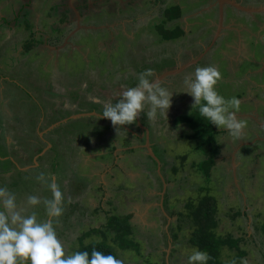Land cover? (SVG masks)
Masks as SVG:
<instances>
[{
	"label": "rangeland",
	"instance_id": "obj_1",
	"mask_svg": "<svg viewBox=\"0 0 264 264\" xmlns=\"http://www.w3.org/2000/svg\"><path fill=\"white\" fill-rule=\"evenodd\" d=\"M123 1L113 5L110 13L86 17L83 30L79 28L67 43L77 36L79 46L93 47L81 53L73 51L71 57L59 59L57 64L46 65L41 59L55 56L47 52V58L46 51L37 45L8 66L10 47L0 48V64H7L0 71L4 75L0 76V138H8L0 141V186L15 193L23 214L36 211L37 219L43 221L48 219L43 206L28 208L25 198H51L47 182L42 184L36 179L44 173L46 180L58 184L64 197L63 214L53 219V225L66 254L77 251L80 243H105L113 248L121 264H187V254L195 248L189 243L193 226L188 207H196L202 196H211L215 200L216 237L238 239L237 247L245 253L236 264H264L257 229L264 216V13L248 15L228 8L220 35L208 53L196 65L161 82L174 93L167 120L159 119L153 125L145 112L140 113L139 122L147 129L150 150L159 164L157 171V163L146 155L145 139L135 137L124 126L123 131L116 132L110 120L100 117V103H115L127 87L137 83L138 74L145 69H152L153 79L200 54L211 41L216 15L207 3L197 0ZM235 1L250 6L247 0ZM43 4L41 23L46 26L56 7L48 1ZM173 4L183 11L182 16L165 23L164 11ZM115 18L116 24L134 32L131 43L120 29H115L113 35L111 28L101 26ZM53 21L59 22L57 18ZM176 26L185 34L174 39L178 36L173 30ZM162 28L169 30V40L162 39ZM135 31H141V36ZM101 40L103 46L99 47ZM66 49L70 46L65 45ZM208 65L221 73L219 94L236 97L239 109L249 112L241 116L238 111V118L249 123L245 122L243 140L238 142L214 126L222 132L214 136L220 144L219 154L205 182L200 173L204 154L197 141L188 137L189 128L175 125L173 120L178 115L195 113L192 98L182 93L183 80L192 76L195 68ZM72 110L77 113L74 116L83 111L95 116L69 120L47 135L38 130L43 137L30 129L43 117L40 129L44 131L51 121L70 115ZM14 117H20L18 124ZM125 127L138 135L136 122ZM43 140L52 149L48 145L41 149ZM113 218L121 227L116 223L115 229L108 227V220ZM120 242L128 246L132 242L137 252L131 248L121 250ZM236 255V249L223 245L218 257L228 263Z\"/></svg>",
	"mask_w": 264,
	"mask_h": 264
},
{
	"label": "clouds",
	"instance_id": "obj_2",
	"mask_svg": "<svg viewBox=\"0 0 264 264\" xmlns=\"http://www.w3.org/2000/svg\"><path fill=\"white\" fill-rule=\"evenodd\" d=\"M151 77L152 69H145L138 74L137 83L121 93L120 99L104 103L100 115L110 120L116 132L123 131L121 126L134 124L141 112H145L153 125L159 119L167 120L174 93ZM220 79L221 73L215 66L197 67L192 76L183 80L182 93L192 98V110L196 109L204 121L225 131L231 141H242L246 124L237 115L240 101L234 96L225 98L219 94ZM36 179L42 184L47 182L51 198L27 195L25 204L31 209L43 206L48 218L43 221L37 219L36 211L23 214L15 193L0 186V264H121L115 256L95 248L90 255L87 251L66 254L53 225V219L61 217L64 211L62 191L55 181L46 180L44 173ZM186 259L187 264H206L209 257L206 252L193 248Z\"/></svg>",
	"mask_w": 264,
	"mask_h": 264
},
{
	"label": "crops",
	"instance_id": "obj_3",
	"mask_svg": "<svg viewBox=\"0 0 264 264\" xmlns=\"http://www.w3.org/2000/svg\"><path fill=\"white\" fill-rule=\"evenodd\" d=\"M44 1H48V3H52V5L56 7L53 10H51L50 16L47 20V22L48 21L49 22L46 24V26H44L43 23H41V18L45 14L42 12L43 8H44L43 7ZM180 1H182V0H180ZM124 2L125 1H123V0H86V1L85 0H0V48L3 45H5L6 48L10 47V54L8 56V62H7L8 66L13 64L18 58L21 57V55H26L27 53H29V50L26 52L24 51V48H23L24 45L23 46L20 45L21 43L26 42L27 38H28V40H29V38H31L35 43V44H33L32 48H30V49H35L38 45L44 49L43 50L44 52L46 51L45 53H46L47 58H49V55H50L47 52H50L51 55L55 56V58H53V59L49 58V59H47V61H45L44 59H41L45 62L46 65H49V64L52 65V62L54 64H57L59 59L65 60L66 58L71 57V56H69V54L71 55L73 53L72 52L73 49H76V51H79V53H81L82 49H84V48L89 49V48L93 47L92 45L85 46V47L79 46L77 36L73 38L74 39L73 42L72 41H70L69 43H67V42L70 40L71 36L77 35V33H78L77 31L82 29V27L84 26L83 22H87V21H84L86 17L92 18V17H94V15H98L100 13L102 14L103 12H107V11H108V13H110V12H112V9L114 8V7L111 8L113 5L117 4L119 6ZM197 2L198 3H207L208 4L207 6L209 8H212L211 5L213 4V0H205V1L197 0ZM247 3H248V5L250 4V6H256L255 4H257V3L258 4H264V0H247ZM173 5H175V4H173ZM197 6H198V4H197ZM122 7H124V6H122ZM128 7H131V6L128 5ZM206 10H208V8H206ZM206 10L203 9V11H206ZM119 11H123V8H119ZM67 13H69V14H67ZM208 13L211 16V12H208ZM61 14H62V16H60ZM113 15L116 16V12ZM56 18L58 19L59 22L53 21V19L56 20ZM107 24L108 25H102L101 24V26H106V28H111L112 31H114V33H115V29H120V31L125 36L126 35L130 36V34H131V33L127 32L122 27L121 24H118V23L116 24V18L114 19V21L112 23L108 22ZM45 29H47V30H45ZM74 29H77V30H74ZM58 31H61V32H58ZM92 31H95V30H92ZM184 34H185V32H184ZM68 35H70V36L67 37ZM42 38H43V40H42ZM53 41H54V44L50 43ZM55 42H59V45H56L58 43H55ZM65 45L70 46V49H66L67 54H64L62 51V50H64ZM98 46L99 47L103 46L102 40L99 42ZM204 47H206V45L203 46L202 49ZM57 49H61V50H59V54L56 53ZM66 50H64V51H66ZM65 55H67V57ZM3 66L5 67V66H7V64L1 63L0 64V71L3 70V69H1ZM0 76L2 77L4 75L1 74ZM3 80L5 82H13V81L6 80L4 78H3ZM20 89L22 90V88H20ZM28 95L30 96L32 101L35 100V98H33L31 96V94H28ZM52 95L55 96L54 94H52ZM58 103H59V101H58ZM36 104H37V106H39L38 102H36ZM61 108H65V107L62 105ZM24 109L26 110L27 114H32V113L27 112L28 109L26 107H24ZM56 110H58V109H56ZM239 111L241 112L240 113L241 116L249 113V112H246L245 109H239ZM80 112H82V111H79V113ZM83 113H87V112L83 111ZM75 114H77L76 111L72 110L70 115L66 114L63 116V118H66L68 116H74ZM4 115H5V113H4ZM26 116H28V115H23V117H26ZM32 116H34V115L32 114ZM63 118L61 117L60 119H54L53 121H51V123L49 124L50 127L52 126L53 123H57V122L61 121ZM43 120L45 121V119H43V117L40 118V121L36 120V124L35 125L33 124L34 127L32 126V128H30V129H34L37 133H38V130H41V133L52 130L53 128L51 129L50 127L48 129H46V127H44L45 131H42L43 129H40L41 127H43L42 126ZM13 121H16V123L20 122V117H14ZM37 122H38V124H37ZM23 124L24 125L27 124V119H26V122H24ZM41 133H38L39 136ZM6 139H8V138L2 137V138H0V141L3 143V141H5ZM252 140H254V139H252ZM43 148H44V145L41 147V149H43ZM47 148L51 149L52 146L51 147L47 146ZM61 150H62V148H61ZM39 156L40 155L36 156L35 159L38 158ZM26 169H28V165H25L24 170H26Z\"/></svg>",
	"mask_w": 264,
	"mask_h": 264
},
{
	"label": "trees",
	"instance_id": "obj_4",
	"mask_svg": "<svg viewBox=\"0 0 264 264\" xmlns=\"http://www.w3.org/2000/svg\"><path fill=\"white\" fill-rule=\"evenodd\" d=\"M172 9L175 10V16H172ZM165 23L170 22L172 20H177L182 16L183 11L179 10V7L177 5H170V8L165 9ZM180 12V13H179ZM163 29V28H162ZM173 30L178 33V36L174 39L179 38L180 36L184 35V31L176 26ZM160 35L162 39L169 40L170 34L169 30L163 29V31L160 32ZM34 41L29 38L27 42L24 44V51L30 50L32 48ZM26 49V50H25ZM173 123L175 125L177 124H185L190 131L189 138L191 140L197 141L198 147L201 150V152L204 154L203 156V166L200 169V173L204 179L205 182L209 181V170L211 167L215 164V159L218 156L219 146L220 144L217 143V139L215 141V134H221L222 132H217L215 127L213 125H210L207 121H204L203 118H201L198 115V111L196 110L193 114H183L178 115L174 117ZM147 155V154H146ZM199 203H197V206L194 208H189L188 215L190 216V220L192 222L193 231L189 238V243L193 247H195L198 250L204 251L207 253L209 259L207 260L206 264H236L238 259L245 255L244 252L240 251L237 247L238 239L233 238H220L216 237L214 229L217 226L216 219H215V200L211 196H202L198 200ZM172 214V212H170ZM129 216L126 215V218H124V221L128 220ZM127 222V221H126ZM118 224L121 227V223H118L117 220L114 218L111 220H108V227L113 228V224ZM129 225V224H126ZM130 226V225H129ZM115 229V228H113ZM259 231V234L261 236V242L263 244L264 248V216L262 217V220L259 224V227L257 228ZM94 231V230H93ZM131 233V230H130ZM85 235V234H84ZM175 239H176V235ZM83 239V237H81ZM82 241V240H81ZM227 246L230 249H236L237 255L236 257L228 262L224 263L221 260H219V250L221 246ZM118 247L123 249H133L137 252V246L135 244L124 245L123 242L118 243ZM95 248V250L102 252L105 255L111 254L117 258V255L113 248L105 243H92L88 245H83L80 243L79 248L77 251H87L89 255L91 254V251ZM118 259V258H117Z\"/></svg>",
	"mask_w": 264,
	"mask_h": 264
},
{
	"label": "water",
	"instance_id": "obj_5",
	"mask_svg": "<svg viewBox=\"0 0 264 264\" xmlns=\"http://www.w3.org/2000/svg\"><path fill=\"white\" fill-rule=\"evenodd\" d=\"M216 5H217V22H216L215 30H214V33L212 35L210 43L202 49V52L200 54H198L197 56L192 58L190 61L176 67L173 70L165 71L162 74L157 75L154 78L155 80H158L161 83L165 78L170 77L172 75H177V74L185 71L186 69L196 65L208 53V51L210 50L212 45L217 41V39L220 35V32L223 28V8L225 6L231 8L237 12L245 13L248 15L263 14L264 13V4L258 5V6H247V5L237 3L235 0H216ZM80 116H95V113L81 114ZM80 116L79 115L78 116H71L67 119H64L62 121L55 123V125H52L50 128L52 129V128L60 125V123H66L67 121H69L73 118L75 119V118L80 117ZM100 117H102V116H100ZM138 118L139 117H137V119H136V125L142 130V132L144 134V139H145V145L143 147L146 150V154H148L149 157H151L157 163V171H158L159 164H158L157 159L154 157L153 153L150 150L149 142H148L147 129L140 124ZM104 119H106V118H104ZM125 129L128 132H131L128 128L125 127Z\"/></svg>",
	"mask_w": 264,
	"mask_h": 264
},
{
	"label": "flooded vegetation",
	"instance_id": "obj_6",
	"mask_svg": "<svg viewBox=\"0 0 264 264\" xmlns=\"http://www.w3.org/2000/svg\"><path fill=\"white\" fill-rule=\"evenodd\" d=\"M211 6H212V8H211V12H212L213 9L215 10L216 22H217V5H216V0H213V4H212ZM228 8H229V7H227V6H225V7L223 8V17H225V15H226V10H227ZM230 9H231V8H230ZM67 10H68V9H67ZM231 10H232V9H231ZM67 14H69V13H67ZM263 24H264V23H263ZM215 26H216V25H215ZM141 31H142V30H141ZM141 31H139V32H138V31H135V33L141 36V34H142ZM111 34L114 35V34H115L114 31H112ZM131 34H132L131 36H127V35H126V37L128 38V41H129L128 43H131V42H132V38H133L134 32H133V33L131 32ZM140 39H141V38H140ZM110 43H111V41H109V44H110ZM110 45H111V44H110ZM112 45H113V46H116L115 43H113ZM62 51L64 52V50H62ZM73 51H76V49H73ZM73 51H72V52H73ZM77 52H79V51H77ZM64 54H67V50L65 51ZM248 60H249V59H248ZM183 64H184V63H183ZM174 69H175V68H174ZM172 70H173V69H172ZM156 76H157V75H156ZM156 76H155V77H156ZM155 77H154V78H155ZM154 78H153V79H154ZM246 90H247V87H246ZM246 90H245V92H246ZM85 101H86V99H85ZM92 101H93V100H92ZM92 101H91V102H92ZM95 103L98 104L99 102L97 101V102H95ZM100 104H102V106L104 105L103 103H100ZM247 104H249V103H247ZM65 108H66V107H65ZM80 110L82 111V109H79V111H80ZM87 113H88V112H87ZM87 113H83V114H87ZM89 113H90V112H89ZM68 117H71V116H68ZM68 117L63 118L62 120L67 119ZM103 119H104V118H103ZM247 119H248V118H247ZM62 120H61V121H62ZM106 120H107V119H106ZM245 120H246V119H245ZM245 122H246V123H249L248 121H245ZM61 124H63V123H60V125H61ZM134 125H135V123H134ZM49 127H50V125L46 126V129H48ZM123 128L125 129V126H124ZM44 131H45V130H44ZM51 131H52V130L47 131V132H43V134H46V135H47L49 132L51 133ZM138 132H139L138 135L135 134V133H133V132H130V133H132V134H133L135 137H137V138H140V137H141V138L143 139V141H144V134H143V132H142V130H141L140 128L138 129ZM41 137H43V136H41ZM47 142H48V141L43 140V145H46V144L48 145ZM47 145H46V146H47ZM48 146H49V145H48ZM50 147H51V145H50ZM51 149H52V148H51ZM5 158H9V157H5Z\"/></svg>",
	"mask_w": 264,
	"mask_h": 264
}]
</instances>
